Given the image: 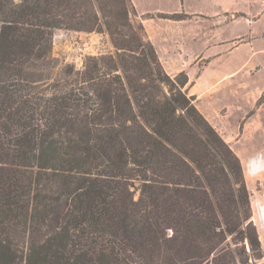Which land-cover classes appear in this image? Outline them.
<instances>
[{"label": "trees", "instance_id": "obj_1", "mask_svg": "<svg viewBox=\"0 0 264 264\" xmlns=\"http://www.w3.org/2000/svg\"><path fill=\"white\" fill-rule=\"evenodd\" d=\"M128 11V0H0V264L262 257L239 157L183 89L187 74H167L137 32L61 90L26 82L55 29L122 34ZM48 182L62 189L47 195Z\"/></svg>", "mask_w": 264, "mask_h": 264}, {"label": "rangeland", "instance_id": "obj_2", "mask_svg": "<svg viewBox=\"0 0 264 264\" xmlns=\"http://www.w3.org/2000/svg\"><path fill=\"white\" fill-rule=\"evenodd\" d=\"M168 1L150 0L149 4L138 6L139 9L152 8V12L144 14L145 17L166 18L168 23H172L168 19H175L164 17L166 15L176 13L187 18V15L180 11L167 12L175 8V4ZM128 4L129 23L118 28L122 34L111 35L105 30L83 32L55 29L46 54L32 57L26 65V82L39 88L52 86L61 90L67 85L69 78L83 69L89 57L113 56L117 60L120 55L126 53V50L120 48L122 41L119 38L124 39L127 45L126 41L130 44V36L137 32L144 41L151 44L145 38L143 26L136 17L138 15L131 0H128ZM155 7H160L166 12H156L153 10ZM189 10L198 11L195 13L196 22L192 28L194 35L198 37V48L196 46L193 49L200 50L201 57L213 53L217 56L223 52L224 58L213 60L209 66L206 65L209 58H202L198 66L189 69L191 82L183 89L188 95L195 97L196 108L208 122L212 119L213 122L209 123L216 125L217 129L212 127L223 139V136L232 138L237 135L244 126L246 130H243V138L236 144L235 151L241 153L250 150L252 155L261 159V156H264V128L261 127L264 126V0H198L189 4ZM215 12L217 14H214ZM168 31H171L170 27L167 28L166 32ZM175 31L178 32V29ZM76 45L83 46L84 52H77ZM224 60L230 69L224 68ZM161 67L167 74L175 75L172 73L175 67H169L168 70H165L162 64ZM180 72L187 74L185 70ZM227 74L231 77L219 81L221 76ZM211 79L217 82L209 83ZM163 90L169 93L166 86H163ZM192 92L195 95L189 94ZM196 94L199 96L197 100ZM242 158L243 161L239 160L248 190L251 219L264 246V165L258 172L255 169L262 165H247L245 156ZM251 166L254 169H250ZM255 173L259 175L257 181L251 178ZM134 184L131 189L134 191L133 199L137 201L141 185L139 181H134ZM59 189H62L61 183L48 182L44 191L52 196ZM60 203L64 207V203ZM24 239L16 238L15 244L21 248ZM245 247L249 249L247 241ZM262 253V257L253 259L250 256L248 261L251 264H264L263 248ZM17 264H24V261Z\"/></svg>", "mask_w": 264, "mask_h": 264}, {"label": "crops", "instance_id": "obj_3", "mask_svg": "<svg viewBox=\"0 0 264 264\" xmlns=\"http://www.w3.org/2000/svg\"><path fill=\"white\" fill-rule=\"evenodd\" d=\"M150 0H131V3L134 5L136 13L141 21V24L143 26V30L145 33V38L151 42L153 45L156 54L162 64V66L165 68V70H168V68L175 67V71L172 70L173 74L179 73L182 70H185L188 75V82L185 86H187L191 82V74L189 73V69L193 66H198L199 61L202 58H209L208 61H206V65L209 66L213 60L216 59H221L223 56V52L219 53L217 56L215 53L213 55H207L201 57V51L197 50L198 48V37H196L193 33V26L194 23L196 22L195 15L196 12L194 10H189V4L191 2H197L198 0H169L168 2H172V4H175V8L172 9V11H167L169 13L173 12H183L187 15V18L183 19H168L172 23H168L166 18H156L154 19L153 17H145V13L147 12H152V8H144V9H139L140 7L138 5L141 4H149ZM159 1V0H157ZM145 4V5H146ZM160 5V4H157ZM156 12H166L163 11L160 7H155L153 9ZM179 12V13H180ZM214 14H217L216 12ZM170 27L171 31H167V28ZM178 29V32L175 30ZM79 33V32H75ZM81 33V32H80ZM197 44V45H196ZM196 49H193L196 47ZM207 52L208 49H207ZM216 56V57H215ZM226 60V59H225ZM224 60V68L230 69L229 67L226 66V62ZM231 76L223 75L219 78V81L225 80L226 78H229ZM217 81L215 79H211L209 83H216ZM189 94H194V92L189 93ZM199 98V96L196 94V100ZM211 122L212 119L210 120ZM209 121V122H210ZM214 128L216 125H212ZM264 128V126H261ZM243 130H246L245 127L243 126L242 131L239 130V133L237 135L232 136V138L224 137L225 142H227L230 147L233 149V151L237 154L239 159L243 161L242 156H245V163L247 165H253V164H260L262 165L261 167H258L255 169L256 171H261L264 165V156H261V159H259V156L252 155V152L250 150L238 153L235 151L236 144L240 142L243 138ZM239 134V135H238ZM264 152V151H263ZM258 157V159L256 158ZM250 169H254L253 166H251ZM255 176V177H253ZM258 173H255V175H252L253 180H258ZM247 181V179H246ZM262 242V241H261ZM261 246L264 250L263 243H261Z\"/></svg>", "mask_w": 264, "mask_h": 264}, {"label": "built area", "instance_id": "obj_4", "mask_svg": "<svg viewBox=\"0 0 264 264\" xmlns=\"http://www.w3.org/2000/svg\"><path fill=\"white\" fill-rule=\"evenodd\" d=\"M75 49H76L77 52H80V53H83L84 50H85V48L83 46H81V45H76Z\"/></svg>", "mask_w": 264, "mask_h": 264}]
</instances>
